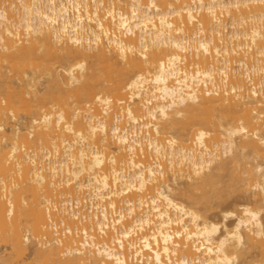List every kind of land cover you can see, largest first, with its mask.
I'll return each instance as SVG.
<instances>
[{
    "label": "bare ground",
    "instance_id": "6f19581e",
    "mask_svg": "<svg viewBox=\"0 0 264 264\" xmlns=\"http://www.w3.org/2000/svg\"><path fill=\"white\" fill-rule=\"evenodd\" d=\"M261 211L264 0H0V264H264Z\"/></svg>",
    "mask_w": 264,
    "mask_h": 264
},
{
    "label": "rangeland",
    "instance_id": "374dc122",
    "mask_svg": "<svg viewBox=\"0 0 264 264\" xmlns=\"http://www.w3.org/2000/svg\"><path fill=\"white\" fill-rule=\"evenodd\" d=\"M41 82L42 78L40 79ZM40 87H42V85H40ZM171 186H172V193L174 196L176 197H182L180 194L181 189L184 187V183L182 181H172L171 182ZM248 193L247 192H238L233 194L232 196L229 197V199L227 201H225L221 207L220 206H216L214 207L212 210L207 211L206 212V217L208 219H214L216 222L219 223V231L223 229L222 227V223H221V211L222 210H231L233 211L235 208L238 207L239 203H242L243 200H247L248 198ZM260 217L261 219H264L262 217H264V211L260 212ZM225 223L226 226H231L234 223V218L233 217H229L226 220L223 221ZM222 227V228H221Z\"/></svg>",
    "mask_w": 264,
    "mask_h": 264
}]
</instances>
